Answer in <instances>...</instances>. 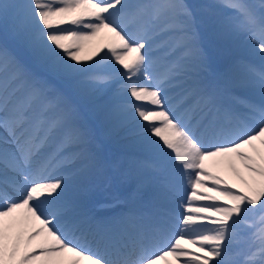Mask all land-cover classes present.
<instances>
[{
	"label": "snow or ice",
	"instance_id": "1",
	"mask_svg": "<svg viewBox=\"0 0 264 264\" xmlns=\"http://www.w3.org/2000/svg\"><path fill=\"white\" fill-rule=\"evenodd\" d=\"M213 7L230 12L218 36H243L258 66L237 60L208 79L200 26ZM0 19L30 56L0 46V264H264V0H13L0 2ZM102 32L110 42L82 56ZM83 104L153 157L112 165L106 179L151 168L154 200L184 180L180 211L97 220L67 195L104 166Z\"/></svg>",
	"mask_w": 264,
	"mask_h": 264
},
{
	"label": "rangeland",
	"instance_id": "2",
	"mask_svg": "<svg viewBox=\"0 0 264 264\" xmlns=\"http://www.w3.org/2000/svg\"><path fill=\"white\" fill-rule=\"evenodd\" d=\"M0 2H13V0H0ZM16 2H25V0H16ZM127 2H131V0H127ZM187 2L192 5H217L220 3V0H187ZM248 2L255 5L259 4L261 0H248ZM228 15H230L229 10L221 7H213L208 12L201 13L203 19V23L200 26L201 44L207 52L210 68L209 76H216V74L222 73L237 60L242 59L257 66L260 63L258 53L250 54L249 47L243 36H235L229 40L221 39L218 36L216 21ZM3 21L6 24L7 39L11 41L15 49L22 51V54L19 53V55L26 54L27 60L30 62L28 50L25 48L20 38L12 31L11 21ZM132 30H134L133 26L130 25L129 31ZM109 42H107V44ZM102 46H104V44H102L101 47ZM252 47H254V45ZM9 52L20 59L13 51L9 50ZM152 55L154 59L159 60V58L165 55V51L154 44ZM110 65H114L115 67L118 66L117 68L122 67L116 63L114 59L109 62V66ZM35 70L40 71L39 68H35ZM159 70H161V65L158 62L154 66V71ZM237 71L243 73L245 70L241 67L237 69ZM53 83L56 84L55 81H53ZM148 107L151 109L150 105ZM80 115L83 123L91 131L94 141V150L97 152L98 157L104 165L101 170L94 171L90 174L89 182L78 192L74 191L72 187L69 188L67 195H78L85 212L91 215V209H93L94 205H96L97 208L108 206L114 209L113 211H115L116 214L126 213L130 210L137 212L141 209L144 210L145 207H147L148 213L162 208H174L177 211L181 210L179 207L182 203L181 197H185L190 191L187 182L184 180L181 181L182 188L179 192H165L160 194L159 198L155 200L154 197L157 195V173L151 168L143 169L139 176H133L119 182H109L106 177L113 174L112 165L126 166L127 162L133 158H140L146 161L152 160V154L142 152L138 146L139 152L129 151V148L136 144L130 135V131L127 129L113 131L110 125L87 104L81 105ZM3 134V129H0V135ZM206 163L212 171L222 176L229 177L230 174L228 169L223 163H217L215 161H208ZM128 198H132L135 202L140 203L144 207L138 209L136 205L130 204L129 206V202L126 201ZM135 198H138V200ZM125 206H127V210L123 212L121 208ZM87 209H90V211ZM169 262H171V264H177L171 257L159 261L158 264H169ZM179 264H184L183 260H181Z\"/></svg>",
	"mask_w": 264,
	"mask_h": 264
},
{
	"label": "bare ground",
	"instance_id": "3",
	"mask_svg": "<svg viewBox=\"0 0 264 264\" xmlns=\"http://www.w3.org/2000/svg\"><path fill=\"white\" fill-rule=\"evenodd\" d=\"M110 40V37L108 34L106 33H101L100 35H98L97 37L93 38L91 41H88L85 43L84 45V49L83 51L81 52V55L82 56H88V55H91L93 52H95L97 49H99L101 47L102 44L106 45L107 42H109ZM111 66V65H110ZM118 67V66H117ZM209 79H213L214 76H208ZM129 151H140L137 147V145L135 144L134 146L130 147L129 148ZM97 174V173H96ZM84 188V187H83ZM125 193V192H124ZM121 196V195H120ZM116 197V196H115ZM119 197V196H118ZM109 198V197H108ZM136 200H138V198H135ZM126 201L129 202V205L130 204H133V205H136L137 208H141V207H144L143 205H141L140 203L138 202H135L132 198H128ZM100 206V205H99ZM102 206V205H101ZM121 207V206H119ZM132 207V206H131ZM130 209V208H129ZM90 211V209H87ZM114 209H111L110 207L108 206H105V207H101V208H97L96 205L93 206V209H91V216H93L94 218H96L97 220H103V219H107V218H110V217H113L116 214L115 211H113ZM118 210V209H117ZM142 210V209H141ZM138 210L137 212H143V213H148V209L147 207L144 208V210ZM90 215V213H89Z\"/></svg>",
	"mask_w": 264,
	"mask_h": 264
},
{
	"label": "trees",
	"instance_id": "4",
	"mask_svg": "<svg viewBox=\"0 0 264 264\" xmlns=\"http://www.w3.org/2000/svg\"><path fill=\"white\" fill-rule=\"evenodd\" d=\"M0 45L3 47H6L8 50L16 53L20 57V59H22L24 61H28L27 55L26 54L25 55H19V53L22 54V51L19 49H15L13 47V44L11 43V41L7 39V37H6V24L2 19H0Z\"/></svg>",
	"mask_w": 264,
	"mask_h": 264
}]
</instances>
